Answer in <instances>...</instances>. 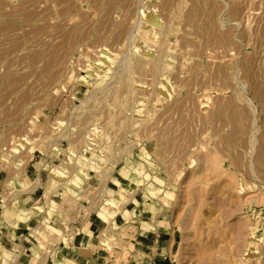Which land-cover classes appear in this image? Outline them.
Instances as JSON below:
<instances>
[{"label":"rangeland","instance_id":"1","mask_svg":"<svg viewBox=\"0 0 264 264\" xmlns=\"http://www.w3.org/2000/svg\"><path fill=\"white\" fill-rule=\"evenodd\" d=\"M34 154L166 206L172 264H264V0H0L3 177Z\"/></svg>","mask_w":264,"mask_h":264},{"label":"crops","instance_id":"2","mask_svg":"<svg viewBox=\"0 0 264 264\" xmlns=\"http://www.w3.org/2000/svg\"><path fill=\"white\" fill-rule=\"evenodd\" d=\"M42 156L34 154L19 179L7 181L0 172V264H105L103 235L118 224L134 229L122 264H172L176 233L166 206L144 198L139 185L126 189L130 180L118 170L80 180ZM46 222L60 237L45 231Z\"/></svg>","mask_w":264,"mask_h":264},{"label":"bare ground","instance_id":"3","mask_svg":"<svg viewBox=\"0 0 264 264\" xmlns=\"http://www.w3.org/2000/svg\"><path fill=\"white\" fill-rule=\"evenodd\" d=\"M153 36H155L154 34H153ZM157 36V35H156ZM151 37H152V35H151ZM155 38H157V37H155ZM155 38H154V40H155ZM144 40V39H143ZM145 41V40H144ZM159 41V40H158ZM147 42V41H146ZM160 43V42H159ZM143 49V48H142ZM157 59V58H156ZM155 59H153V61H154ZM104 61V60H103ZM156 62V61H155ZM153 64H155L154 62H153ZM102 65H103V63L102 62H99L98 63V66H101L102 67ZM129 65V64H128ZM160 65V64H159ZM126 66V65H125ZM154 67L155 66H153L152 65V70H154ZM157 67V66H156ZM156 72V68H155V71H154V73ZM92 73H93V75H96V73L94 72V71H92ZM125 82L127 83V81L125 80ZM129 86V85H128ZM128 93V92H127ZM140 101V100H139ZM137 102H138V100H137ZM32 151V150H31ZM87 152V151H86ZM91 152V151H90ZM92 153V152H91ZM65 156V155H64ZM91 157V156H90ZM85 158V157H84ZM88 158V157H87ZM63 162L65 163V164H67V165H70V166H72L73 167V171H74V173L77 175V177L78 178H80V180H82V179H88L89 177H88V174L86 173V171L84 170V169H81L77 164H76V162H75V159H73V158H71V157H69V156H67V157H65L64 159H63ZM67 169V168H66ZM55 170H56V168H55ZM59 171V170H58ZM63 171V170H62ZM67 171V173L69 172L68 170H65L64 171V173ZM60 172V171H59ZM71 172V171H70ZM63 175H64V173L63 172H61ZM68 175H69V173H68ZM68 177V176H67ZM82 178V179H81ZM58 185H59V183H58ZM133 187V186H132ZM126 201H128V200H126ZM45 219V218H44ZM46 221V220H45ZM192 225V224H191ZM45 228L47 229V230H45L47 233H49L50 232V234L49 235H52V233H56V234H59V236L58 237H60V234L62 233L60 230H58V229H54V228H52L50 225H48V223L46 222L45 223ZM41 229H42V227H41ZM43 230V229H42ZM42 230H39V233H38V235H40V234H42L41 233V231ZM46 233V234H47ZM52 236H54V235H52ZM51 237V236H50ZM57 237V238H58ZM48 238V237H47ZM55 239V240H58V239Z\"/></svg>","mask_w":264,"mask_h":264},{"label":"built area","instance_id":"4","mask_svg":"<svg viewBox=\"0 0 264 264\" xmlns=\"http://www.w3.org/2000/svg\"><path fill=\"white\" fill-rule=\"evenodd\" d=\"M122 263H123V261H121L120 263H115L114 256H110L109 259L106 260V263L105 264H122Z\"/></svg>","mask_w":264,"mask_h":264}]
</instances>
